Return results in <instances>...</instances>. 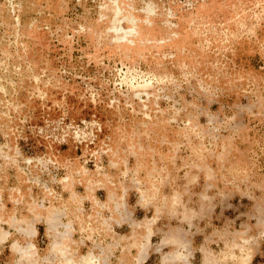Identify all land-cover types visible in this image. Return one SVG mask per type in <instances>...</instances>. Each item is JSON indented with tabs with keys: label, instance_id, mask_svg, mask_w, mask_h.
<instances>
[{
	"label": "rangeland",
	"instance_id": "374dc122",
	"mask_svg": "<svg viewBox=\"0 0 264 264\" xmlns=\"http://www.w3.org/2000/svg\"><path fill=\"white\" fill-rule=\"evenodd\" d=\"M0 264H264V0H0Z\"/></svg>",
	"mask_w": 264,
	"mask_h": 264
}]
</instances>
